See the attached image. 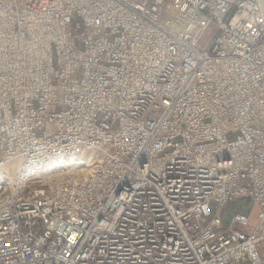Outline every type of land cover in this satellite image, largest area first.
<instances>
[{
	"label": "built area",
	"instance_id": "obj_1",
	"mask_svg": "<svg viewBox=\"0 0 264 264\" xmlns=\"http://www.w3.org/2000/svg\"><path fill=\"white\" fill-rule=\"evenodd\" d=\"M4 168L0 264H264V0H0Z\"/></svg>",
	"mask_w": 264,
	"mask_h": 264
},
{
	"label": "rangeland",
	"instance_id": "obj_2",
	"mask_svg": "<svg viewBox=\"0 0 264 264\" xmlns=\"http://www.w3.org/2000/svg\"><path fill=\"white\" fill-rule=\"evenodd\" d=\"M6 171H8V173H6ZM4 175H6L7 177H11L12 175H13V172H12V170H7V169H3V171H0V177L1 176H4ZM250 217H251V222L253 223L254 221H255V219H256V209L255 208H253L252 210H251V212H250Z\"/></svg>",
	"mask_w": 264,
	"mask_h": 264
},
{
	"label": "bare ground",
	"instance_id": "obj_3",
	"mask_svg": "<svg viewBox=\"0 0 264 264\" xmlns=\"http://www.w3.org/2000/svg\"><path fill=\"white\" fill-rule=\"evenodd\" d=\"M6 173H8V171H6Z\"/></svg>",
	"mask_w": 264,
	"mask_h": 264
}]
</instances>
